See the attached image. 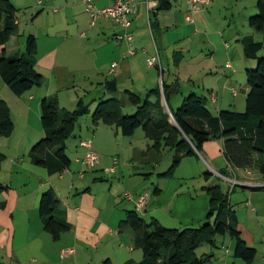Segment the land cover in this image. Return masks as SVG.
Wrapping results in <instances>:
<instances>
[{"label": "crops", "instance_id": "1", "mask_svg": "<svg viewBox=\"0 0 264 264\" xmlns=\"http://www.w3.org/2000/svg\"><path fill=\"white\" fill-rule=\"evenodd\" d=\"M9 1L16 9L17 32L3 49L7 56L19 54L26 36L32 34L36 41L34 67L42 82L15 95L0 77V98L22 108L25 120L18 143L13 133L0 136V186L8 184L0 192V264H103L106 260L139 264L142 252L135 246V232L122 223L126 212L135 210L136 199L147 195L137 212L144 220L155 219L166 228L182 229L206 219L209 196L204 187L213 185L229 193L240 236L256 253L252 262L245 263L233 255L231 237L217 238L214 246H200L202 254L211 255L204 264H264V189H249L250 181L264 180L253 172L247 176L244 170L229 168L223 139L205 141L201 150L194 148V154L183 156L173 172L166 174L173 150L151 148L140 127L123 135L115 125L93 124L90 119L93 106L103 99H115L122 113L129 115L136 108L130 95L142 102L153 99L152 92H159L160 104L170 117L171 110L191 93L205 98L214 114L227 108L242 111L245 71L254 60L244 56L238 40L250 34L264 43V25H248V17L256 12V0H211L193 11L186 0H169L168 9H157V0H150V9L143 0H135L139 3L128 28L133 35V54H128L126 40L114 39L124 32L115 21L100 18L89 24L81 0H36L34 9L40 10L32 20L39 19L41 27L28 34L26 28L20 29L15 1ZM92 1L106 7L115 0ZM156 51L161 70L145 63ZM113 62L115 70H111ZM107 81L115 83V90L106 88ZM77 84L93 91L90 105L65 142L69 166L50 174L28 157L36 138L44 136L39 104L51 96L67 110L76 108L79 100L83 105ZM80 140L90 141L99 157L92 168L80 161L85 152ZM105 167H113V171L105 172ZM220 170L238 184L220 178ZM49 188L58 198L55 215L70 224L57 238L44 230L38 213L40 195ZM124 191L133 194L131 200L123 198ZM65 247H72L73 252L61 257L60 250Z\"/></svg>", "mask_w": 264, "mask_h": 264}, {"label": "trees", "instance_id": "2", "mask_svg": "<svg viewBox=\"0 0 264 264\" xmlns=\"http://www.w3.org/2000/svg\"><path fill=\"white\" fill-rule=\"evenodd\" d=\"M157 1V9L171 6L169 0ZM15 11L9 0H0V77L15 95H21L39 86L42 76L34 67L36 41L32 34L26 36L24 52L20 56H7L3 49L9 37L17 32ZM248 25H264V0H256V12L248 17ZM238 41L244 56L254 60V65L245 71L247 90L242 111L227 108L214 114L207 107L205 98L191 93L175 110H171V122L160 104L159 92H152L153 99L145 98L142 102L131 94L130 99L136 108L129 115L122 113L115 99L99 101L91 113L92 123L115 125L123 135H131L140 127L150 140L151 148L174 151L166 174L173 172L183 156L194 154V148L201 150L205 141L218 138L223 139V154L229 165L235 168L251 166L252 155L264 156V43L252 35L243 36ZM39 110L44 137L30 149V160L46 168L50 174L61 173L70 164L65 142L73 134L77 119L87 109L79 100L77 109L67 110L59 107L55 97L47 96L41 99ZM12 125L6 102L0 98V136H9ZM2 159L0 153V163ZM224 172L220 173L225 175ZM258 173L264 179V164H260ZM6 189L0 186V192ZM204 189L209 196V209L206 219L197 226L166 228L155 219L144 220L135 210L126 212L122 223L135 232V246L142 252L139 264H204L211 255H197L195 250L203 244L214 246L219 235H228L234 240L233 255L236 258L245 263L254 260L255 248L240 236L229 193L220 185ZM249 189L261 190L264 186H250ZM57 206L58 198L52 188L40 195L39 217L44 230L53 238L70 229V224L62 216L55 215ZM103 264L112 263L106 260Z\"/></svg>", "mask_w": 264, "mask_h": 264}, {"label": "built area", "instance_id": "3", "mask_svg": "<svg viewBox=\"0 0 264 264\" xmlns=\"http://www.w3.org/2000/svg\"><path fill=\"white\" fill-rule=\"evenodd\" d=\"M211 0H186L188 8L190 11L196 10L202 6L208 4ZM40 3V0H38ZM146 6L151 8L150 0H143ZM83 5V9L85 13L88 15L89 24L92 26L95 22L100 19H110L115 21L123 30L122 34L114 35V39L117 41L126 40L128 42V54H133L135 52V46L132 44L133 35L128 31L130 26V15L134 14L137 11L138 3L135 0H115L112 4L106 7H98L94 4L92 0H81ZM145 63L149 67H156L158 70H161V65L159 61L158 52L152 56H147L145 59ZM116 62L111 64V70H115ZM160 90L162 91V85H160ZM214 100V98H212ZM215 101V100H214ZM169 113V112H168ZM170 115V113H169ZM79 145L85 148V152L80 159L81 163L85 165L86 168H92L99 162V157L95 151L91 148V143L88 140H80ZM113 163H116V159L113 160ZM105 172L113 171V167H105L103 168ZM220 175L219 173H217ZM83 175L82 172L79 173L81 177ZM222 176V174L220 175ZM235 181V179H231ZM132 193L130 191H124L122 193L123 198L131 200ZM146 202V194H141L135 202V211L139 212ZM73 252L72 247L63 248L60 250V256L64 257ZM1 264H13L10 263H1Z\"/></svg>", "mask_w": 264, "mask_h": 264}, {"label": "rangeland", "instance_id": "4", "mask_svg": "<svg viewBox=\"0 0 264 264\" xmlns=\"http://www.w3.org/2000/svg\"><path fill=\"white\" fill-rule=\"evenodd\" d=\"M15 1L16 3V7L19 8L16 12V17L20 20V29H27L26 30V34H28L29 31H33L35 29H37L38 27H41L40 26V20L37 19V20H32L34 19L35 15L39 12L40 9H34V5L36 4V0H13ZM22 3V4H21ZM32 5V6H31ZM37 7V5H36ZM39 8V7H38ZM28 26H31V27H28ZM240 28V26H238ZM233 31V30H232ZM31 33V32H29ZM250 35V34H249ZM24 51V49H23ZM23 51H21L19 54L17 55H21L23 53ZM78 83V81H77ZM78 87H76L75 89L78 91V93H81V95L83 96V99H84V108H86L87 105H90V94L93 92H90L89 90H83L82 86H79V84H77ZM239 91V89H238ZM26 93L29 92V90L25 91ZM24 92V93H25ZM6 106L8 108V116L9 118L11 119L12 121V128H11V132L10 133H13V140L16 141V143L19 142V140L21 139L22 137V130L25 128V120H24V113H23V109L20 108V107H17V106H10L9 104L6 103ZM59 107L63 108L62 106L59 105ZM96 105L93 106L92 108V112L93 110L95 109ZM78 108V104L76 106V108H74L73 110L77 109ZM91 112V113H92ZM90 113V115H92ZM21 116H20V115ZM87 114V110H86V113L83 114L82 116H80L78 119H77V125L81 124V122L83 121V118L85 117V115ZM169 115V114H168ZM90 118V117H89ZM91 119V118H90ZM89 119V120H90ZM169 119L171 120V122H173V119L172 117L169 116ZM39 120H40V116H39ZM77 127V126H76ZM44 136L40 137L38 136V138H36L37 140L30 146L29 149L32 148V146L38 142L41 138H43ZM234 140H237L236 137H234ZM30 151V150H29ZM28 157H29V153H28ZM30 158V157H29ZM260 164H264V156H258V155H252L251 157V166H246V167H240V168H237V169H240V170H244L245 172H247V176H251V172H253V176L256 175L258 177H261L258 173V168L260 166ZM227 166L230 168L232 167L233 169L235 167L229 165V163L227 164ZM245 166V165H244ZM221 172L224 171V170H220ZM225 175H228L226 173V171L223 173ZM218 175V174H217ZM221 175V174H220ZM218 175L220 178H224L228 181H230L231 185H237L238 182L237 181H233L231 180L232 178H229V176H220ZM217 180V179H216ZM224 180L225 182H228ZM264 180V179H262ZM262 183H255L254 181H250V185L249 186H264V181H261ZM220 183V182H219ZM229 183V182H228ZM229 183V184H230ZM233 183V184H232ZM4 186H8V184H4ZM226 191V190H225ZM147 196V195H146ZM140 212V211H139ZM213 220V219H212ZM228 235H219L217 236L216 238H225L227 237ZM202 246V245H201ZM216 246L220 247L219 244H216ZM224 247H225V244H224ZM67 248V247H65ZM63 249V248H62ZM202 249L200 248V246L195 250L196 254L197 255H201L202 254Z\"/></svg>", "mask_w": 264, "mask_h": 264}, {"label": "water", "instance_id": "5", "mask_svg": "<svg viewBox=\"0 0 264 264\" xmlns=\"http://www.w3.org/2000/svg\"><path fill=\"white\" fill-rule=\"evenodd\" d=\"M106 88L108 89V90H115V83L113 82V81H107L106 82Z\"/></svg>", "mask_w": 264, "mask_h": 264}]
</instances>
